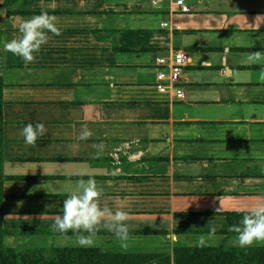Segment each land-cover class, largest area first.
<instances>
[{
    "label": "crops",
    "instance_id": "obj_1",
    "mask_svg": "<svg viewBox=\"0 0 264 264\" xmlns=\"http://www.w3.org/2000/svg\"><path fill=\"white\" fill-rule=\"evenodd\" d=\"M185 2L190 12L172 14L166 0H0L6 247L165 255L170 264L180 248H241L220 230L226 214L264 204V64L246 62L264 52V0ZM42 12L61 34L48 33L25 64L3 45ZM175 51L188 57L182 101L154 87L155 59ZM29 123L47 129L34 146L21 135ZM85 126L93 136L78 140ZM123 143L134 157L112 159ZM89 178L103 205L129 213L126 248L104 228L93 247L53 230L62 202Z\"/></svg>",
    "mask_w": 264,
    "mask_h": 264
},
{
    "label": "clouds",
    "instance_id": "obj_2",
    "mask_svg": "<svg viewBox=\"0 0 264 264\" xmlns=\"http://www.w3.org/2000/svg\"><path fill=\"white\" fill-rule=\"evenodd\" d=\"M57 17L42 12L23 20L18 27L19 37L13 38L3 45L5 52L19 56L25 64L36 60L42 46L49 41L48 33L59 36L60 29L57 26ZM246 62L250 64H264V52L255 51L246 54ZM47 129L43 123L35 125L27 124L21 132L25 143L35 145L36 141L43 137ZM93 136V132L85 126L77 137L78 140H87ZM99 155L104 146L93 145ZM104 190L98 186L94 178L80 179L77 187L70 192L62 202V215L55 218L53 230L59 232L65 239H72L67 234L73 233L75 243L81 247H93L97 240V234L101 228L111 232L117 243L126 248L129 239V227L127 220L129 213L121 207L115 210L102 204ZM236 233L234 243L239 247H251L255 243H264V204L252 208L243 215L238 224L229 228ZM206 243L204 237L198 240L199 246Z\"/></svg>",
    "mask_w": 264,
    "mask_h": 264
},
{
    "label": "trees",
    "instance_id": "obj_3",
    "mask_svg": "<svg viewBox=\"0 0 264 264\" xmlns=\"http://www.w3.org/2000/svg\"><path fill=\"white\" fill-rule=\"evenodd\" d=\"M3 82L0 77V264H170L165 255L107 254L94 248H10L3 243ZM245 213L226 214L220 230L231 234L229 228L238 224ZM175 264H264V248H194L176 249Z\"/></svg>",
    "mask_w": 264,
    "mask_h": 264
},
{
    "label": "built area",
    "instance_id": "obj_4",
    "mask_svg": "<svg viewBox=\"0 0 264 264\" xmlns=\"http://www.w3.org/2000/svg\"><path fill=\"white\" fill-rule=\"evenodd\" d=\"M163 0H151L152 6H159ZM172 14H185L190 12L185 0H166ZM161 28H168V23H161ZM188 61L187 55L182 51H175L168 56H158L155 59V83L154 87L158 93H172L177 101L184 99L183 89L181 88V73ZM133 143H123L116 148L110 157L118 161L119 154L127 155L130 159L134 154H128L132 150Z\"/></svg>",
    "mask_w": 264,
    "mask_h": 264
}]
</instances>
